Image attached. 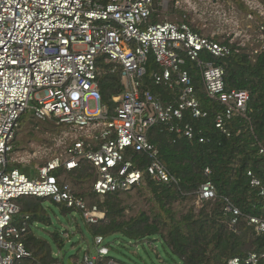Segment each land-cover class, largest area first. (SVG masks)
<instances>
[{
  "label": "built area",
  "instance_id": "2783aa9c",
  "mask_svg": "<svg viewBox=\"0 0 264 264\" xmlns=\"http://www.w3.org/2000/svg\"><path fill=\"white\" fill-rule=\"evenodd\" d=\"M171 9L183 18L157 20ZM211 17L218 24L205 36L201 30ZM243 50L252 59L264 51L262 0H0V264L31 256L22 242L25 230L14 219L23 197L50 199L76 210L89 225L106 220L103 210L61 182L59 171L69 173L88 164L95 175L92 192L100 198L133 191L144 185L146 176L159 183L176 182L150 142L151 130L166 125L194 139L191 126L177 124L186 111L197 119L207 116L191 66L198 69L208 98L224 107L215 120L217 129L226 134L228 122L246 117L249 93L228 91L225 69L208 59H225ZM102 58L122 68L124 92L114 98L112 109L100 91ZM151 59L160 70L154 74L155 84L179 90L173 103L142 90ZM29 111L67 131L56 141L62 150L36 170L37 176L11 166L10 160L21 120ZM140 158L148 165L139 166ZM249 176L263 200L261 217L249 218V225L263 236L264 183ZM196 196L201 205L215 200L217 189L207 181ZM224 213L231 217V227L242 214L228 200ZM104 243V237H95L98 256L86 254L82 262L71 264H122L101 256L108 254ZM261 257L264 253L250 254L227 264H258Z\"/></svg>",
  "mask_w": 264,
  "mask_h": 264
},
{
  "label": "trees",
  "instance_id": "16d2710c",
  "mask_svg": "<svg viewBox=\"0 0 264 264\" xmlns=\"http://www.w3.org/2000/svg\"><path fill=\"white\" fill-rule=\"evenodd\" d=\"M208 59L225 69L228 91L249 93L246 117L237 116L228 122L226 134L217 129L215 120L224 107L208 98L198 69L190 65L201 110L207 116L197 119L191 111H186L183 120L177 124L180 127L191 126L195 132L194 139L171 132L166 125H157L150 132L151 144L159 150L161 163L176 182L159 183L146 176L140 188L146 186L155 205L150 213L140 211L135 216L129 215L132 208L125 205L121 198L123 193L108 194L103 198L92 191L75 193L90 198L91 204L106 214V220L100 225L85 223L94 238L118 236L119 241L131 242L145 251L152 249L158 256L164 254L169 264H227L233 258L264 253V235L258 236L255 228L249 225V218L261 217L263 204L259 190L251 185L249 173L264 183V51L255 59L246 50L225 59L210 56ZM98 68L103 103L112 109L114 98L124 92L122 68L104 62L103 58L98 61ZM159 72L151 59L142 90L151 92L166 104L173 103L178 99L179 90L172 91L155 84L154 74ZM200 139H204V143H200ZM139 162V166L148 165L145 158H140ZM206 170L210 174H206ZM63 173L59 171L57 175ZM67 174L75 184L95 179L88 164ZM207 181L215 185L217 198L196 205V194ZM44 200L23 197L17 201L20 211L14 218L15 224L25 230L22 242L31 256L15 264H56L60 261L54 256L50 243L33 232L35 223L48 221ZM226 200L242 213L233 227L231 217L224 213ZM187 202L193 205L186 211L176 209L177 204ZM71 212L63 209L64 214ZM52 240L58 246L62 245L59 234H53ZM258 264H264V257Z\"/></svg>",
  "mask_w": 264,
  "mask_h": 264
},
{
  "label": "rangeland",
  "instance_id": "374dc122",
  "mask_svg": "<svg viewBox=\"0 0 264 264\" xmlns=\"http://www.w3.org/2000/svg\"><path fill=\"white\" fill-rule=\"evenodd\" d=\"M228 1V0H224ZM261 1V0H260ZM264 3V0H262ZM244 11L243 6L239 5ZM183 18L180 12L171 9L166 15L157 20H169L178 22ZM218 20L211 17L208 20L207 27L202 29L205 36H210L216 29ZM67 133L65 127H58L50 121H42L34 116V112H28L21 120L18 135L15 139V151L10 156L11 166H18L25 172H31L37 176L36 170L47 162L55 158L62 149L57 147L58 139ZM70 143V142H68ZM35 171V173H33ZM63 184L71 186L76 194H88L92 191V183H72L67 173L60 176ZM125 205L132 208L129 211L130 216L137 215L140 211L150 213L155 205L152 201V194L146 186L139 187L121 196ZM92 201L90 198L88 199ZM45 216L48 219L44 223H35L33 232L39 238L47 240L53 250L54 256L63 264H69L70 260L83 261L86 254L98 256L95 238L87 231L85 220L82 214L76 210H70L71 213L64 214L63 205L56 204L50 199H45ZM197 205V203H195ZM192 203L177 204L178 211H186ZM17 217V216H16ZM15 217V218H16ZM53 234H59L62 239V245L58 246L52 240ZM118 236L105 239L103 247L108 248L106 256L107 261H116L124 264H169L168 258L161 254L158 256L152 249L145 251L143 247H135L131 242H122L117 240ZM101 248L99 249V251Z\"/></svg>",
  "mask_w": 264,
  "mask_h": 264
},
{
  "label": "water",
  "instance_id": "95a60500",
  "mask_svg": "<svg viewBox=\"0 0 264 264\" xmlns=\"http://www.w3.org/2000/svg\"><path fill=\"white\" fill-rule=\"evenodd\" d=\"M69 264H71V261H69Z\"/></svg>",
  "mask_w": 264,
  "mask_h": 264
},
{
  "label": "crops",
  "instance_id": "0c3cea01",
  "mask_svg": "<svg viewBox=\"0 0 264 264\" xmlns=\"http://www.w3.org/2000/svg\"><path fill=\"white\" fill-rule=\"evenodd\" d=\"M71 262H73L72 260H70Z\"/></svg>",
  "mask_w": 264,
  "mask_h": 264
}]
</instances>
